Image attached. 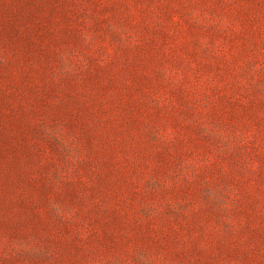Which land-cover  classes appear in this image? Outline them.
Listing matches in <instances>:
<instances>
[{
  "label": "rangeland",
  "instance_id": "rangeland-1",
  "mask_svg": "<svg viewBox=\"0 0 264 264\" xmlns=\"http://www.w3.org/2000/svg\"><path fill=\"white\" fill-rule=\"evenodd\" d=\"M0 264H264V0H0Z\"/></svg>",
  "mask_w": 264,
  "mask_h": 264
}]
</instances>
